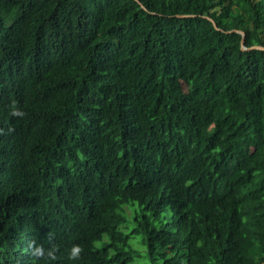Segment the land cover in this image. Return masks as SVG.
<instances>
[{
	"label": "trees",
	"instance_id": "1",
	"mask_svg": "<svg viewBox=\"0 0 264 264\" xmlns=\"http://www.w3.org/2000/svg\"><path fill=\"white\" fill-rule=\"evenodd\" d=\"M231 30L264 46V0H0V264H264V49Z\"/></svg>",
	"mask_w": 264,
	"mask_h": 264
},
{
	"label": "clouds",
	"instance_id": "2",
	"mask_svg": "<svg viewBox=\"0 0 264 264\" xmlns=\"http://www.w3.org/2000/svg\"><path fill=\"white\" fill-rule=\"evenodd\" d=\"M13 116H19L22 115L19 109L15 108L12 112ZM53 237L49 235V241L51 243V240ZM28 251L29 255H31L35 259H47V260H55L56 259V251H57V245L51 244V247L45 249L43 245L37 244L36 241H30L28 243ZM84 252V249L79 244H73L71 248L68 250V259L69 260H79L82 257V253Z\"/></svg>",
	"mask_w": 264,
	"mask_h": 264
},
{
	"label": "water",
	"instance_id": "3",
	"mask_svg": "<svg viewBox=\"0 0 264 264\" xmlns=\"http://www.w3.org/2000/svg\"><path fill=\"white\" fill-rule=\"evenodd\" d=\"M213 25H214L215 27H217L216 24H215L214 22H213ZM231 31H237V32L241 33V35H242V38H241V46H242L243 49H251V48L264 49V46H260V45H253V46H251L250 48H246V47H244V37H245L244 32H243L242 30H231Z\"/></svg>",
	"mask_w": 264,
	"mask_h": 264
}]
</instances>
